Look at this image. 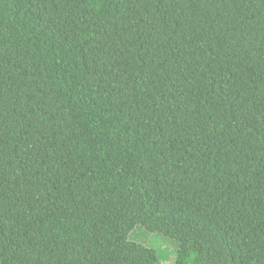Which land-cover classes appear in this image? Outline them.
I'll use <instances>...</instances> for the list:
<instances>
[{
  "label": "trees",
  "instance_id": "1",
  "mask_svg": "<svg viewBox=\"0 0 264 264\" xmlns=\"http://www.w3.org/2000/svg\"><path fill=\"white\" fill-rule=\"evenodd\" d=\"M115 212L264 264V0H0V264H135Z\"/></svg>",
  "mask_w": 264,
  "mask_h": 264
},
{
  "label": "rangeland",
  "instance_id": "2",
  "mask_svg": "<svg viewBox=\"0 0 264 264\" xmlns=\"http://www.w3.org/2000/svg\"><path fill=\"white\" fill-rule=\"evenodd\" d=\"M145 182L149 187L151 198L155 205L163 211H169L177 216L184 212V202L189 199V195L181 190H175V200L170 202L161 198L158 191V182L151 178H146ZM219 220V214L215 213L207 216L198 217L199 222L214 224ZM104 232L114 238L127 252L135 264H141L148 256L150 250H157L159 264H173L176 258L178 246L173 241L164 238L160 234H150L144 229L131 228L121 213L110 214L103 223ZM251 254V250L244 252V257Z\"/></svg>",
  "mask_w": 264,
  "mask_h": 264
}]
</instances>
